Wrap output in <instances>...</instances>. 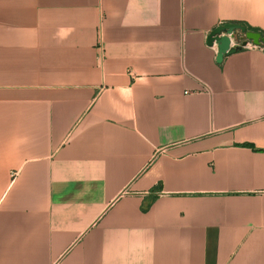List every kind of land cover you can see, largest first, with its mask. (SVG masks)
<instances>
[{
	"label": "crops",
	"instance_id": "0c3cea01",
	"mask_svg": "<svg viewBox=\"0 0 264 264\" xmlns=\"http://www.w3.org/2000/svg\"><path fill=\"white\" fill-rule=\"evenodd\" d=\"M264 0H0V264H264Z\"/></svg>",
	"mask_w": 264,
	"mask_h": 264
},
{
	"label": "water",
	"instance_id": "95a60500",
	"mask_svg": "<svg viewBox=\"0 0 264 264\" xmlns=\"http://www.w3.org/2000/svg\"><path fill=\"white\" fill-rule=\"evenodd\" d=\"M238 33L244 35L243 45L252 42L256 45H264V34L261 32L250 31L243 24L224 23L216 26L210 31L207 37L208 45L218 44L217 61L222 62L224 57L242 49V46H233L232 38Z\"/></svg>",
	"mask_w": 264,
	"mask_h": 264
},
{
	"label": "built area",
	"instance_id": "2783aa9c",
	"mask_svg": "<svg viewBox=\"0 0 264 264\" xmlns=\"http://www.w3.org/2000/svg\"><path fill=\"white\" fill-rule=\"evenodd\" d=\"M244 35L242 33H238L235 38H232V45L233 46H242V48L248 49H256L259 47H263V45H256L252 42H248L246 45H243Z\"/></svg>",
	"mask_w": 264,
	"mask_h": 264
},
{
	"label": "trees",
	"instance_id": "16d2710c",
	"mask_svg": "<svg viewBox=\"0 0 264 264\" xmlns=\"http://www.w3.org/2000/svg\"><path fill=\"white\" fill-rule=\"evenodd\" d=\"M250 31H252V30H250ZM261 33H263V32H261ZM264 34V33H263Z\"/></svg>",
	"mask_w": 264,
	"mask_h": 264
}]
</instances>
